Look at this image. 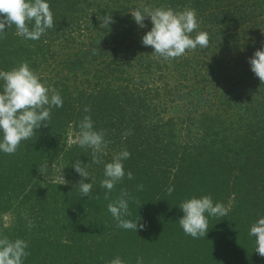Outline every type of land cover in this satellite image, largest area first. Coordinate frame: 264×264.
Returning a JSON list of instances; mask_svg holds the SVG:
<instances>
[{
	"label": "trees",
	"instance_id": "obj_1",
	"mask_svg": "<svg viewBox=\"0 0 264 264\" xmlns=\"http://www.w3.org/2000/svg\"><path fill=\"white\" fill-rule=\"evenodd\" d=\"M46 2L54 23L40 39L17 35L14 25L0 35V71L27 62L63 100L51 109L48 126L14 154L0 151V214L16 212L10 226L0 221V236L28 243L23 264H110L117 256L125 264L138 258L143 264H264L250 235L264 218V83L249 63L264 49V0ZM143 6L195 9L199 24L190 35L207 32V47L168 60L155 55L142 44L151 19L141 28L131 15ZM107 15L112 22L102 28ZM184 89L194 96L188 105L209 106L199 113L204 135L194 147L175 141L174 123L192 117L170 115ZM85 116L109 142L100 163L93 162L91 148L69 138ZM221 116L241 123V133L226 138L231 129ZM124 150L131 154L123 161L125 177L109 192L101 187L105 165ZM77 160L89 178L72 167ZM45 165L57 166L66 183L45 178L39 171ZM82 179L92 182L88 197L79 190ZM124 189L132 199L131 215L123 218L145 225L137 232L118 227L108 211ZM205 195L225 206L233 202L226 216L208 217L207 235L194 239L179 225V206Z\"/></svg>",
	"mask_w": 264,
	"mask_h": 264
},
{
	"label": "clouds",
	"instance_id": "obj_2",
	"mask_svg": "<svg viewBox=\"0 0 264 264\" xmlns=\"http://www.w3.org/2000/svg\"><path fill=\"white\" fill-rule=\"evenodd\" d=\"M134 21L141 28L146 27L144 21L151 19L153 27L142 38L144 46H151L154 54L165 60L180 57L187 50H195L199 47H207L209 35L201 31L193 38L190 34L198 28L197 12L195 9L175 11L171 7H157L155 9L143 6L131 13ZM101 27L109 26L112 22L111 16H104ZM53 13L50 4L46 0H0V35L5 34V25L8 28L13 25L16 34L25 39L38 40L53 27ZM31 25V28H30ZM252 72L264 83V49L257 50L250 58ZM0 81H3V90L0 92V151L6 154H14L23 140L31 138L37 129L47 127L46 121L50 120L51 109L62 107L63 100L59 92L45 83L41 82L40 76L30 68L27 62L21 63L10 71H0ZM85 112H90L85 107ZM80 131L75 137V142L80 147H88L93 150L94 163H100V155L106 154L108 141L105 140L104 130H94L91 116H85L79 125ZM131 132H125V138ZM130 153L124 150L113 156L112 162L105 165V179L101 181V187L111 192L115 185L125 177L123 161L130 158ZM82 163L77 160L72 167L82 178H89L88 172L81 167ZM44 174L47 165L39 168ZM128 179H133V173H127ZM66 181L61 177V185ZM82 196L89 195L92 182L85 183L82 179L79 184ZM140 185L138 190H142ZM175 189L169 187V195ZM105 199L108 196L105 195ZM132 197L124 189L120 196L108 204V211L117 221V226L125 230L144 229L145 225L133 222L123 217L131 215L129 212V200ZM184 215L179 220V225L184 233L192 238L204 237L208 233V217H223L231 208L213 201L211 195L200 198L192 197L180 204ZM28 227H34L29 221ZM250 235L256 237V249L261 257H264V218H260L251 226ZM28 243L23 239L10 240L7 236H0V264H23L25 257L30 255L26 251ZM110 264H125L119 256L112 259ZM137 264H143V259L138 258Z\"/></svg>",
	"mask_w": 264,
	"mask_h": 264
},
{
	"label": "rangeland",
	"instance_id": "obj_3",
	"mask_svg": "<svg viewBox=\"0 0 264 264\" xmlns=\"http://www.w3.org/2000/svg\"><path fill=\"white\" fill-rule=\"evenodd\" d=\"M188 94H189V91L184 89V92L181 93L177 97L176 104H174V109L172 110L170 115L171 117H174V118L179 117V116L181 118H184V117L187 118L188 116L192 117V121L186 120L184 118L185 119L184 123H181V122L174 123L175 133L177 135V138H179V139L176 138L175 141H178L180 145L183 147L185 144H186L185 146L194 147L195 145L199 144L200 141H202L201 139H203L202 136L204 135V128H202V125L200 123H197L199 116H200L199 113L200 111L203 110V108H204V111H207L209 106L205 102H200L198 106H196L195 104L188 105L187 104L188 102H194V96H190ZM234 95H236L237 97V94H234ZM240 102L242 101L240 100ZM221 118L224 119V121L226 122V123H223L222 125H224L225 128L228 127L231 129L230 131H227L226 138L228 135H230L231 137H234L235 135L241 133V130L239 127L241 123H230L229 121H226V119L223 116H221ZM163 124L168 125L169 123H161L160 125H163ZM216 127H219V124H217ZM219 129H222V128H219ZM219 129H216L214 131H218ZM69 138H70V141L72 142L75 140V135L70 134ZM61 177H63V173L57 166H49L48 170L45 173V178H49L50 180L60 181ZM227 201L228 203L229 201L233 202V199H230ZM15 217H16V212L13 210H10V211H7L6 213L0 214V221L3 222L5 226H10L12 222L14 221ZM35 261L33 262V260H30V263L28 262V264H33V263L41 264L43 260L42 261L37 260L36 262Z\"/></svg>",
	"mask_w": 264,
	"mask_h": 264
}]
</instances>
